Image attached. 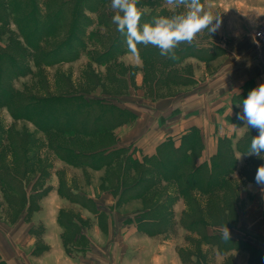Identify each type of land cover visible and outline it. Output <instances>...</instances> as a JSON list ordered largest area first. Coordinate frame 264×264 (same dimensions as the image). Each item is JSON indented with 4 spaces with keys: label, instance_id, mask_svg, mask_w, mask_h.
Segmentation results:
<instances>
[{
    "label": "rangeland",
    "instance_id": "obj_1",
    "mask_svg": "<svg viewBox=\"0 0 264 264\" xmlns=\"http://www.w3.org/2000/svg\"><path fill=\"white\" fill-rule=\"evenodd\" d=\"M142 1L138 0L137 7L144 14L150 12L147 7L150 2L161 3L169 16L178 11L167 5L166 0H145L144 5ZM42 2L27 0L26 3L31 12L37 7L46 12L48 9ZM201 2L205 10L220 16L219 28L211 34L207 30L200 32L192 44H181L177 50L183 48V51L175 60L151 54H158L159 50L150 45L138 46L139 57L129 52L125 36L112 22L115 13L111 0L96 2L91 6L92 11L84 9L82 12L89 20L84 29L85 49L67 60L55 61L57 52L54 57L40 58L50 61L47 64L37 63L36 50L23 44L21 36L15 37L18 35L15 22L9 19L7 24L0 22L1 48H12L8 38L12 32L13 41H20L25 49L23 57L15 54L22 65L20 76L10 82L8 77L12 72H9L1 79V84L8 82L17 99L26 96L30 101L44 102L59 96L80 95L100 99L101 103L133 115L113 132L100 137L66 135L46 128L57 112L65 114L66 100L50 101L49 107L40 106L37 110L28 109L27 114L33 115L37 123L30 118L14 117L6 103L1 102L0 170L3 172L6 167L21 177L25 189L22 196L17 189H9L0 182V253H10L13 264H40L37 257L48 248L42 222L49 223L52 219L51 206L59 198L64 200L59 211V218L64 221V235L67 239L82 235L73 244L82 247L90 244L88 260L92 264H250L252 255L261 256L264 262V191L255 183L256 171L264 165V159L249 156L246 149L236 147L248 127L242 135L237 134L240 130L231 128L220 130L223 136L212 130V124L222 120L215 108L219 109L226 100L223 96L229 89L233 120H226V125L243 122L237 118V113H242L238 105L257 87L250 77H260L264 72V44L252 35L253 29L264 20V11L258 10L255 14L246 7L249 3L234 4L230 0ZM156 8L158 13V6ZM76 19L77 24L63 27L61 36L54 33L44 37L39 42L41 51H55L69 32L76 36L73 26L81 30L85 23L82 18ZM99 19L104 23H99ZM145 22H150L149 18L141 19V24ZM36 23L30 20L29 31L34 30ZM27 33L30 37V32ZM109 43L112 46L108 51L105 48ZM117 51L119 53H115ZM167 59L168 63L162 62ZM13 72L17 73L15 69ZM261 83L264 80L258 84ZM77 107L79 109L72 112L75 118L100 113L93 106ZM197 125H202L203 129ZM191 129L202 145L197 161L209 162L218 152L221 137L232 141L236 162L227 180L234 185L237 198L230 203L234 208L228 227L230 239L221 237L220 243L216 239L206 240L197 228L209 235H222V226L189 229L180 224L183 215L190 211V205L193 207L189 198H195L204 211L208 207L212 209L211 202H219L212 201L211 194L192 190L188 197L182 196L176 181L165 179L155 181L143 196H135L132 190V185L142 178L140 172L151 168L142 160L154 155L167 138L179 145L181 136ZM54 143L80 149L85 147L84 143L94 147L110 143L111 148L123 150L116 165L98 168L62 159L52 149ZM128 155L138 164L134 165ZM215 193L222 197L226 191L220 189ZM220 202V206L226 203ZM154 206L162 211V216L159 218L153 213L155 224L150 225L152 220L143 215ZM203 216L210 222L206 212ZM140 218L145 219L142 223L149 231L137 226L136 220ZM215 243L221 244L222 249ZM0 264H8L1 254Z\"/></svg>",
    "mask_w": 264,
    "mask_h": 264
},
{
    "label": "trees",
    "instance_id": "obj_2",
    "mask_svg": "<svg viewBox=\"0 0 264 264\" xmlns=\"http://www.w3.org/2000/svg\"><path fill=\"white\" fill-rule=\"evenodd\" d=\"M104 1L106 0H57L53 3L49 2V0H43L42 3L48 10L46 12H42V10H39L37 7L33 12H31V9L27 7V0H0V22L5 21L4 23L7 24V19H9L10 21L16 23L18 35H15V37L18 39L19 36H21L25 41V43L22 42L23 44L34 51L36 50L37 53L35 55V61L37 63L40 61L46 64L50 63V61H43V59L40 58H46V56L48 57L49 55L54 57L56 52L58 54V58L55 59V61L67 60L69 58L77 57L85 49L83 37H86V33L84 32V29L88 27L86 21L89 22V20L82 12H84V9L92 11L91 6L96 4V2L102 3ZM143 2H145V0L142 1V5L145 4ZM150 4L151 5L147 4L150 12L145 14L142 13V20L143 18H149V20L152 21L153 17L168 15V13L161 6V3L152 4L150 2ZM157 6L159 8L158 13L156 12ZM76 17H78V19H84L85 22L83 26H81V30L80 27H77L79 29H76L73 26V29L77 31L78 36H72V33L69 32L67 35L65 34L64 42L61 43L62 45H59L55 51L52 53H43L40 49L41 47L39 42L43 41L44 37L54 33H58L61 36L64 32V26L68 27L69 24H77ZM32 19L36 20L37 23L34 26V30L31 32L32 29L29 31V22ZM98 22L101 24L104 23L102 19H99ZM43 26L44 28H42ZM27 32H30V37ZM13 34L14 33L11 32L8 36L9 40L12 41L9 45L12 48L9 47L10 49L7 50L6 47L1 48L0 46V104L4 101L8 106L10 113L14 117H26L36 122L33 115L27 114L28 109L37 110L40 106L49 107L47 104L50 101L66 100L65 114L57 112L58 114L54 115L55 118L53 117L52 121L48 123L46 128H52L54 131L66 135L77 133L80 135L95 137H100L106 132H113L118 125L132 119L133 115H131V113L127 110L117 108L108 103H101L100 99H86L80 95H75L74 97L59 96L53 99H48L44 102L30 101V99L26 96L17 99L15 95L11 93L13 92L12 89L7 86L8 82H5L7 85L1 84L2 76L12 72L8 77V79L10 78V82H12L13 79H17L20 76L18 73H21L22 69V65L17 62L15 54L18 53L23 57L25 49L20 46V41H13ZM109 44L107 47L104 46L108 51L110 50L109 47L112 46L111 43ZM182 49L183 48L176 51L177 55L183 51ZM147 52L145 53L146 56L148 55ZM115 53L119 52L117 51ZM153 53L154 55L160 56L159 51L157 52L158 54H156V52H151V54ZM160 57L164 59V56ZM164 61L165 63H168V59L162 60L163 63ZM13 69H15L17 73L13 72ZM76 104L83 108H91L93 106L98 109L100 113L92 114L84 118L82 117L81 119L80 117L75 118L72 112L76 108L79 109ZM227 118L233 120V117L231 116H227ZM57 122H62V124H58ZM194 130L197 131L195 128ZM191 131L192 129L181 136L179 145H176L172 138H167L160 143L154 155L145 157L142 160L145 164L151 165V168H147L146 170L140 172L141 174L139 175H142V178L132 185V190L135 191L134 195L143 196L144 191L149 189L155 181L163 179L174 180L176 181L179 189L178 191L182 196L188 197L189 193L192 190H195L204 195L211 194L212 201L213 199H216L219 202H226L223 203L222 206L219 205V202L217 204H212L211 202L210 207L213 210L208 207L202 211V208L198 206V202L195 198H189L191 203H193V207L190 205V211L183 215L184 217L180 221V224L183 227L186 226L189 229H196L201 226L206 228L210 225L230 227L231 222H229V220L232 215L234 216V208H232L230 203H233V200L237 198L234 185L227 180V175L231 171L233 164L236 162L232 149V141L230 138L221 137L219 139L220 145L217 154H215L209 162L204 160L197 161V158L200 156L202 145L197 133ZM257 135V129L248 128L246 133H244L236 142V147H242L247 150L250 146L251 139ZM84 146L83 150L82 148L80 149L70 145L67 146L60 143H54L52 144V149L58 153L62 159L70 163H82L90 166H96L98 168H107L116 165L119 155L123 150L121 148H111L110 143H100L99 146L95 147L88 143H84ZM128 159H130L134 165L138 164V162L135 161L136 159H133L130 155H128ZM221 164L224 166H221ZM144 176L147 177L145 178ZM0 182L5 183L9 189H17L21 195L23 194L22 196L25 195L23 179L19 176L17 177L15 174H12L6 167L3 172L0 170ZM147 185L149 186L147 187ZM220 189H225L226 191V194L222 197L217 196L215 193V191ZM4 194L7 198H10L5 191ZM160 204H163V201ZM156 207L157 206H154V209H151L148 214L146 212L143 215L147 220L148 218L152 220V222L149 223L150 225L155 224L153 220V213H157L159 218L162 216V211ZM205 212L208 217H210V222L203 216ZM59 215L60 212L58 214V221L65 228L63 223L64 221L59 218ZM161 219H157L156 221L159 222ZM144 220L145 219L140 218L139 221L136 220V224L140 229L149 231V228L145 227L146 225L142 223ZM197 230L203 238H206V240L210 239L211 241H214V239H216L219 240L220 243L222 235H209L208 233L206 234L205 232L200 231L198 228ZM207 236L211 238H208ZM68 243L67 238L64 237V244L67 246ZM219 243H217L218 245L216 243L215 244L217 245V248L222 249V245ZM262 259L263 258L261 256L252 255L250 264H264Z\"/></svg>",
    "mask_w": 264,
    "mask_h": 264
},
{
    "label": "clouds",
    "instance_id": "obj_3",
    "mask_svg": "<svg viewBox=\"0 0 264 264\" xmlns=\"http://www.w3.org/2000/svg\"><path fill=\"white\" fill-rule=\"evenodd\" d=\"M166 4L178 11L170 16L153 17L152 21L141 24L143 14L137 7L138 0H111L115 13L112 22L125 36L128 50L133 55L139 57V45H150L157 48L161 56L175 60L181 44H192L200 32L207 30L211 34L219 28L220 16L205 10L201 0H166ZM242 106L243 111L237 113V118L248 128L258 130L246 154L264 159V83L249 92ZM255 183L264 191V165L258 167ZM222 238L230 239L227 226L222 231Z\"/></svg>",
    "mask_w": 264,
    "mask_h": 264
},
{
    "label": "crops",
    "instance_id": "obj_4",
    "mask_svg": "<svg viewBox=\"0 0 264 264\" xmlns=\"http://www.w3.org/2000/svg\"><path fill=\"white\" fill-rule=\"evenodd\" d=\"M232 3H249L247 4V8L250 9L251 11H254L255 14L256 12L259 11H264V0H230ZM252 3V4H250ZM261 12V13H262ZM241 15H243L241 13ZM264 18V14L263 17ZM263 20V19H262ZM260 23V22H259ZM254 82H256L257 87L260 85L258 84L260 80H264V72L260 74V77H250ZM230 90V89H229ZM227 91L228 93L224 94V98L226 99L223 101L222 105H220L219 109L215 108L217 114H219L222 117L221 122L216 121L215 123L212 124V130L213 131H219V135L223 136L220 132V130L223 129H228L231 128L232 130H240V133L238 132V135H242V131L244 128H247L244 122L242 124L238 125L237 123H231V125H226V120H228L227 116L230 115V112L233 108L231 104V94L230 91ZM239 104V103H237ZM240 107L241 112L243 111V106L240 104L238 105ZM223 107V108H222ZM231 116V115H230ZM198 128H201L202 125H197ZM183 129V128H182ZM245 131V130H244ZM224 133V132H223ZM233 133V132H232ZM231 133V134H232ZM229 136V134H225ZM203 150V153L204 154ZM59 201L55 202L52 204L51 209L53 211L52 214V219L48 222L43 221L42 223L44 224V233L48 237L47 239V246L48 248L43 251V253L37 257V260L40 262V264H92L90 260H88L89 256L88 253H91L88 249L87 244L85 246H76L73 244L75 240L78 238H82V235H74L73 239H67V241L71 244H67V246L64 244V230L65 228L60 224L58 221V213L60 211V208L64 202L63 199L59 198ZM49 204V203H48ZM46 208V207H44ZM48 223V224H47ZM3 257L4 260L8 264H13L11 260V255L10 253H0Z\"/></svg>",
    "mask_w": 264,
    "mask_h": 264
},
{
    "label": "built area",
    "instance_id": "obj_5",
    "mask_svg": "<svg viewBox=\"0 0 264 264\" xmlns=\"http://www.w3.org/2000/svg\"><path fill=\"white\" fill-rule=\"evenodd\" d=\"M252 35L259 43L264 44V20L253 29Z\"/></svg>",
    "mask_w": 264,
    "mask_h": 264
}]
</instances>
